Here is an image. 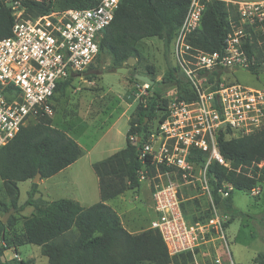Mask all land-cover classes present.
Instances as JSON below:
<instances>
[{
    "label": "built area",
    "instance_id": "obj_1",
    "mask_svg": "<svg viewBox=\"0 0 264 264\" xmlns=\"http://www.w3.org/2000/svg\"><path fill=\"white\" fill-rule=\"evenodd\" d=\"M206 1L191 0L172 43L175 61L195 97L181 98L178 91H168L163 96L168 102L162 116L154 118L143 135L130 137L133 144L140 143L139 180L150 184L157 214L150 228L160 232L171 256L195 255L213 232L227 245L226 220L215 208L208 168L213 162L230 167L219 149L222 134L229 139L264 127V86L251 87L230 79L239 69L264 67V0L241 2L238 20L231 19L224 50L214 52L189 43V36L202 27ZM120 2L100 0L95 7L54 10L26 19L19 0H5L14 24L12 34L0 39V149L30 118L53 114L52 97L58 84L78 76L95 61L103 31L113 21ZM141 84L149 96L150 85ZM197 152L206 155L202 165ZM248 175L252 176L251 168ZM184 187L197 189L211 201L214 211L207 223L191 224L186 219ZM234 191L227 181L219 188L224 198ZM260 191V184L251 190L253 195ZM215 263L222 261L216 258Z\"/></svg>",
    "mask_w": 264,
    "mask_h": 264
},
{
    "label": "trees",
    "instance_id": "obj_2",
    "mask_svg": "<svg viewBox=\"0 0 264 264\" xmlns=\"http://www.w3.org/2000/svg\"><path fill=\"white\" fill-rule=\"evenodd\" d=\"M19 1L26 9V19H35L54 10L95 7L100 2ZM190 2L191 0H121L113 21L103 31L98 56L108 58L111 69L128 66L132 70L135 66L127 64V59L134 56L140 60L143 55L139 43L150 37L161 39L168 54ZM238 18V9L225 1H206L202 27L189 36V43L208 52L223 51L231 19L237 21ZM13 24L12 9L5 0H0V39L12 34ZM262 69L264 67L250 71L257 74ZM179 71L184 76L185 84L178 90V96L195 97L179 65H169L160 81L152 76L155 70L150 68L147 75L155 81L151 87L159 84L160 88L149 96H142L138 101L129 121L126 146L93 164L100 178L103 197V201L93 205L82 206L70 198L48 201L36 196L39 192V184L33 182L36 174L41 172V179L57 174L77 161L82 149L73 137L52 126L51 115L40 113L36 117V123L23 125L16 136L0 149V178L9 199L7 202L0 200V204L5 212L11 209L15 212L6 223L0 219V238L3 243L9 241L8 245L13 247L16 254H19V247L23 245H37L41 254L48 258V264H175L179 257L194 258L191 252L171 256L158 230L149 228L137 234L130 233L121 223L118 213L104 202L127 189L141 186L138 174L141 166L140 143L133 144L130 137L134 134L143 135L148 130L149 123L162 116L168 101L161 90L181 82L177 75ZM104 72L107 71H93L88 77L92 79ZM135 73L139 72H133V79L140 81L134 77ZM74 77L72 75L61 81L55 93L64 92ZM218 144L221 154L230 162V167L213 162L209 165L208 174L213 186L214 204L230 214V219L224 223L228 225L243 212L235 207L233 193L224 198L219 188L222 182L227 181L234 185L235 191L251 192L257 184H261L264 179V127L255 133L229 139L222 134L218 138ZM196 154L198 163L202 165L206 155L202 152ZM250 168L252 176L248 175ZM27 180H32L31 188L26 201L19 204V182ZM186 189L188 187H184L183 193ZM199 197L206 198L202 195ZM184 202L183 196L182 209ZM27 205L34 207L33 213L19 217V212ZM184 215L189 221L185 212ZM19 220L22 222L20 228L17 224ZM209 220L196 222L207 223ZM7 249L8 247L0 245V264H34L33 258L4 259ZM253 261L255 264H264V252L255 256Z\"/></svg>",
    "mask_w": 264,
    "mask_h": 264
},
{
    "label": "rangeland",
    "instance_id": "obj_3",
    "mask_svg": "<svg viewBox=\"0 0 264 264\" xmlns=\"http://www.w3.org/2000/svg\"><path fill=\"white\" fill-rule=\"evenodd\" d=\"M223 1L233 8L238 9L242 5L241 2H251L256 0ZM18 11L21 12L23 10L20 9ZM25 14L26 9H24L22 15L26 17ZM139 46L143 57L140 60L137 59L134 64L135 68L128 70L126 74H121L116 72V69H111L109 67L110 60L108 58L104 56H97L95 61L86 70L74 77V80L64 92H56L52 97L53 114L51 116H54L59 110L66 118H69V120H71V122L75 125L73 131L76 133L78 132L79 141L83 145L91 144V138L96 137V133H98V131L91 128V115H98L100 110L95 112L94 110H91V106H118V108L113 111L112 115L115 124L111 131L106 135V138L113 140L112 146L124 147L126 145V136L129 129V118H131L138 103L135 99L146 96L143 91L141 81L133 79V72L136 71L147 75L150 68H153L155 70V74L152 76L157 81H160L162 80L165 72L168 70L169 65L178 66V63L175 61L173 55L172 46L167 54L165 52L163 41L158 37L145 38L139 43ZM101 69L107 72L98 74L97 77L92 79L88 77L91 72ZM177 75L181 82L163 88L161 90V94L172 90L178 91L185 84V79L182 73L179 71L177 72ZM230 79L238 80L239 82L251 87H262L264 86V69L259 71L257 74H253L249 70L239 69L233 72V74H230ZM158 88H160L159 84L152 87L150 85V94L155 92ZM105 119L106 118H99L96 122L100 123V120ZM36 122V118H30L25 125ZM74 170L72 171V177L78 176V178H89L86 173L82 174L80 171L76 175V171ZM60 178L61 176L58 177V179ZM41 180L42 179H40L38 184H40ZM261 181V191L258 195H253L252 192L237 190L233 193L235 205L238 209L243 210L244 212L233 220L228 230L225 228L227 245L223 246L225 248V257L228 258V260L229 256L233 254L234 258H238L241 264H254V257L259 253L264 252V179ZM47 182L50 183L52 181ZM31 184L32 180L31 182L27 180L19 183L20 203H24L26 201L28 197L27 189L31 186ZM147 184V182H142L141 191L139 193L140 196L132 200L137 206V208L133 210L135 215L139 214L141 216L148 217L153 214L152 210H150L146 205L149 203L144 194ZM78 187L79 190L82 189L81 185H78ZM66 189L72 190V187L70 188V186H68ZM64 191H60V193L67 192L66 190ZM132 194L133 193L130 191L127 198L133 199L134 197H132ZM198 194L199 191L195 188H188L186 191L184 190L183 193L185 199L183 209L191 222L206 221L213 215L214 207L211 201L204 197L200 199ZM36 196H38V194ZM54 197L56 198V196ZM187 198L190 199L187 200ZM0 200L3 202L9 201L1 178ZM215 208L220 215L227 213L216 205ZM11 210L10 216L15 213L13 209ZM7 212L4 211L3 205L0 204V219L6 216ZM224 219L228 221L230 219V214L227 213ZM228 225L226 227H228ZM232 236L235 237V240ZM8 243L9 241L3 243L0 238V245L2 244L4 247H8V251L6 250V253L4 252V259L15 256L13 247L8 245ZM204 247L205 246H202L197 249L196 253H203V251L206 252L204 256L205 260L207 259L211 264L216 254V250L214 246H212L209 250H202L205 249ZM37 248L38 246L33 244L24 245L19 248V254L23 258L30 259L31 256L34 257L39 255ZM43 258L47 259L45 256H43ZM201 261L202 260H199V263H201ZM230 262L233 261L230 260ZM39 264H43V262L39 260ZM175 264H196V260L190 256H184L176 259Z\"/></svg>",
    "mask_w": 264,
    "mask_h": 264
},
{
    "label": "crops",
    "instance_id": "obj_4",
    "mask_svg": "<svg viewBox=\"0 0 264 264\" xmlns=\"http://www.w3.org/2000/svg\"><path fill=\"white\" fill-rule=\"evenodd\" d=\"M117 108L118 106H91V110H94L95 112H98L100 110V113L98 115H91V126H92L91 128L98 131V133H96L97 134L96 137L91 138V144H87V145H83L79 141L78 132L76 133L73 131L75 125L73 124V122H71V120H69V118H66L63 113H61L58 110L55 113V115L52 116V126L65 131L68 135L73 137L80 145L82 149V154L77 161H75L73 164L69 165L68 167L64 168L57 174L48 178H43L38 186L39 192L37 193L38 194L37 197H42L43 199L48 201H52L60 198H70L78 201L82 206H90L100 201H103L100 178L96 174L93 168V164L95 162L104 160L114 152L126 146V145L124 147L112 146L113 140L106 138V135L111 131L112 127L115 124L112 115H113V111L116 110ZM99 118H106V119L100 120V123H97L96 120ZM73 170L76 171V175L80 171L82 174L86 173V175L89 176V178L87 179L83 177L78 178V176L72 177ZM60 176L61 178L58 179V177ZM29 181L31 182V180ZM47 181H52V182L48 183ZM78 185H81L82 189L79 190ZM68 186H70V188L72 187V190H67L66 187ZM30 188L31 186L27 189V194ZM64 190H66L67 192L60 193V191H64ZM130 191L133 193L132 194V197H134L133 199L127 198V195L128 193H130ZM140 191H141V186L137 189H127L120 195H117L116 197L104 200L106 204L111 206L118 213L121 223L132 234H137L141 231L149 229L151 221L157 216L154 210V204L152 200L151 188L149 183L146 186V191H144V194L146 200L149 202L146 205L150 210H152L153 214L149 215L148 217H144L139 214L135 215L133 213V210L136 209L137 206L134 204V201L132 200L140 196L139 195ZM54 196H56V198ZM19 204H23L20 203V199H19ZM235 207L238 208L236 205ZM33 210H34L33 206L27 205L26 207H24L23 210L19 212L18 216L19 217L29 216L33 213ZM241 211L244 212L243 210ZM226 214H223L222 216L226 217ZM17 224H19V228H20L22 226L21 220H19ZM230 224L228 225V227H226L227 230L229 229ZM233 238L235 240V237ZM202 246H205L204 247L205 249L202 250H209L212 246H214L216 250V254L211 264H216L215 263L216 258H220L222 264H231L230 260L233 261V264H241L238 258L237 259L234 258L233 254L229 256V260L228 258L225 257V250H224L225 248L223 246V242L215 232H213L212 236L209 235L207 240L203 241L197 249H199ZM37 251L39 255H36L34 257L31 256V258L34 259V264H39V260H41L43 264H48V258L47 259L43 258L44 255L41 254L39 246L37 248ZM205 254L206 252L203 251V253L200 252L194 255L196 264H210L207 259L205 260L204 257ZM14 257L17 259L23 258L22 256H20V254H16V253ZM14 257H7V259H12ZM199 260H202L201 263H199Z\"/></svg>",
    "mask_w": 264,
    "mask_h": 264
},
{
    "label": "water",
    "instance_id": "obj_5",
    "mask_svg": "<svg viewBox=\"0 0 264 264\" xmlns=\"http://www.w3.org/2000/svg\"><path fill=\"white\" fill-rule=\"evenodd\" d=\"M136 61H137V58H135L134 56H130L127 59V64L134 65L136 63ZM128 70H129V67L128 66H123V67H118L116 69V72L121 73V74H126L128 72ZM134 77L137 78L138 80L142 81V82L148 83L149 85H153L154 82H155L148 75L141 74V73H135L134 74ZM41 178H42L41 172H38L36 174V176L33 178V182L38 183ZM11 211L12 210L8 211L7 214H6V216H4L2 218V221L4 223H6L7 220L9 219Z\"/></svg>",
    "mask_w": 264,
    "mask_h": 264
}]
</instances>
